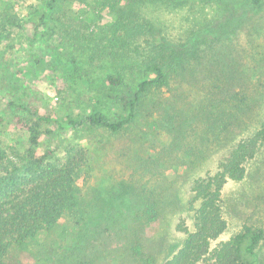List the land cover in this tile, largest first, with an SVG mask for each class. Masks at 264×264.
I'll return each mask as SVG.
<instances>
[{"label":"rangeland","instance_id":"374dc122","mask_svg":"<svg viewBox=\"0 0 264 264\" xmlns=\"http://www.w3.org/2000/svg\"><path fill=\"white\" fill-rule=\"evenodd\" d=\"M116 1L122 4V0ZM112 2L0 0V145L12 160L28 145L27 133L16 117L26 122L36 119L33 112L61 119L82 115L97 90L105 92L106 60L96 59L92 52L114 22L116 6ZM145 2L141 15L152 20L168 48L186 52L184 57L194 64L196 80L190 83L189 71V82L173 81L169 89L149 94L139 119L117 133L100 127L61 129L53 121L40 124V147L55 148L57 156L64 143L88 151L81 175L85 217L78 225L63 219L66 231L57 227L45 237L47 242L37 244L35 254L40 251L43 264L162 263L183 239L178 224H191L186 207L191 179L212 167L209 159L195 165L174 158L166 167L160 161L152 167L157 152L166 161L175 156L169 141L176 138V130L167 132L164 120L173 114L175 119L183 118L180 110L187 112L188 103L200 98L201 87L198 91L191 84L220 74L235 84L248 85L257 101H264V2ZM43 13L46 24L33 35L31 20L38 21ZM8 101L20 102L31 111L10 106ZM116 112L112 105L111 116L116 117ZM146 165H151V172ZM142 185L147 191L162 188V210L154 221L142 217ZM228 191L234 208L230 228L235 230L245 222L264 231V163L260 176L232 183ZM256 252L264 261V234ZM17 257L18 264L35 260L29 252Z\"/></svg>","mask_w":264,"mask_h":264},{"label":"trees","instance_id":"16d2710c","mask_svg":"<svg viewBox=\"0 0 264 264\" xmlns=\"http://www.w3.org/2000/svg\"><path fill=\"white\" fill-rule=\"evenodd\" d=\"M249 2L258 5L264 0ZM118 3L113 0L114 22L92 52L96 59L106 60L108 69L102 79L105 92L97 90L92 105L82 115L61 119L33 112L36 119L26 122L16 117L28 137L27 147L16 153V160L0 145V264H18L17 256L24 252L35 258L33 264H43L40 251L35 254L37 244L47 242L45 237L57 227L66 231L63 221L78 225L85 217L81 175L88 151L64 143L62 154L57 156L55 148L40 147L43 121H53L61 129L100 127L117 133L139 119L149 94L169 89L173 81L189 82V71L190 83L196 80L194 64L184 57L186 52L168 48L152 20L141 15L145 0ZM45 17L43 13L38 21L31 20L33 35L44 28ZM220 76L191 84L198 91L201 87L200 98L188 103L187 112L180 110L183 118L175 119L173 114L164 120L167 132L176 130V138L169 141L170 153L175 156L166 161L157 152L152 167L158 166L157 161L166 167L173 158L195 165L209 159L212 167L191 179L186 200L191 224H178L183 239L160 264H264L256 252L264 234L262 227L243 222L231 229L234 208L227 192L232 183L242 184L248 177L260 176L264 163V101H257L248 85ZM8 104L31 111L20 102ZM112 105L117 108L116 117L111 116ZM152 167L146 165L147 172ZM142 188V217L154 221L162 210V188Z\"/></svg>","mask_w":264,"mask_h":264}]
</instances>
